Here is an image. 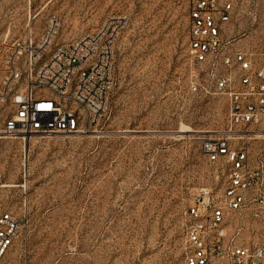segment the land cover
<instances>
[{"label":"rangeland","instance_id":"1","mask_svg":"<svg viewBox=\"0 0 264 264\" xmlns=\"http://www.w3.org/2000/svg\"><path fill=\"white\" fill-rule=\"evenodd\" d=\"M232 1L228 36L261 45L264 0ZM188 12L189 0H1L0 53L30 32L38 40L52 18L53 49L108 16L129 22L98 134L11 139L1 134L10 109L1 110L0 216L19 229L0 264H184L191 198L223 182L195 142L225 115L206 82L188 91Z\"/></svg>","mask_w":264,"mask_h":264},{"label":"built area","instance_id":"2","mask_svg":"<svg viewBox=\"0 0 264 264\" xmlns=\"http://www.w3.org/2000/svg\"><path fill=\"white\" fill-rule=\"evenodd\" d=\"M235 14L232 0H189L188 91L195 94L206 82L223 99L225 115L220 128L195 142L223 182L191 198L184 264H264V40L253 45L228 36ZM128 22L125 15L108 16L53 49L60 22L52 18L38 40L30 32L5 43L0 108L10 112L1 134L25 141L98 134L116 85V43ZM18 229L12 215L0 216V263Z\"/></svg>","mask_w":264,"mask_h":264},{"label":"crops","instance_id":"3","mask_svg":"<svg viewBox=\"0 0 264 264\" xmlns=\"http://www.w3.org/2000/svg\"><path fill=\"white\" fill-rule=\"evenodd\" d=\"M4 108H0V112H1V110H3ZM7 117H8V115L5 117V119H4V124H5V121L7 120ZM3 127H4V125H3Z\"/></svg>","mask_w":264,"mask_h":264},{"label":"bare ground","instance_id":"4","mask_svg":"<svg viewBox=\"0 0 264 264\" xmlns=\"http://www.w3.org/2000/svg\"><path fill=\"white\" fill-rule=\"evenodd\" d=\"M201 133H204V132H201ZM0 138H4V137H0Z\"/></svg>","mask_w":264,"mask_h":264}]
</instances>
